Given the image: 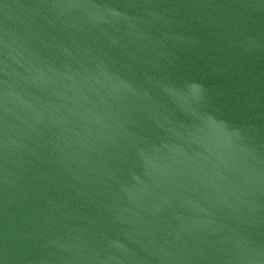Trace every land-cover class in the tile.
<instances>
[{"label":"water","instance_id":"95a60500","mask_svg":"<svg viewBox=\"0 0 264 264\" xmlns=\"http://www.w3.org/2000/svg\"><path fill=\"white\" fill-rule=\"evenodd\" d=\"M0 264H264V0H0Z\"/></svg>","mask_w":264,"mask_h":264}]
</instances>
